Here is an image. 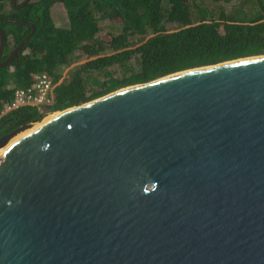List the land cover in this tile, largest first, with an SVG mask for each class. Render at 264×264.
Wrapping results in <instances>:
<instances>
[{"label":"water","instance_id":"water-1","mask_svg":"<svg viewBox=\"0 0 264 264\" xmlns=\"http://www.w3.org/2000/svg\"><path fill=\"white\" fill-rule=\"evenodd\" d=\"M22 22L3 61L0 27L1 65L36 31ZM0 264H264V53L118 88L11 142Z\"/></svg>","mask_w":264,"mask_h":264},{"label":"trees","instance_id":"trees-1","mask_svg":"<svg viewBox=\"0 0 264 264\" xmlns=\"http://www.w3.org/2000/svg\"><path fill=\"white\" fill-rule=\"evenodd\" d=\"M210 1L221 6L218 13L207 0H28L20 7L0 0V27L7 37L1 61L30 33L32 26L22 21L36 25L13 60L0 64V109L39 71L54 83L53 101L42 110L24 105L5 114L0 136L127 85L264 53V0H235L231 10L224 3L233 0ZM56 2L65 7L64 25L52 15ZM105 18L120 26L107 40L101 38Z\"/></svg>","mask_w":264,"mask_h":264},{"label":"built area","instance_id":"built-area-1","mask_svg":"<svg viewBox=\"0 0 264 264\" xmlns=\"http://www.w3.org/2000/svg\"><path fill=\"white\" fill-rule=\"evenodd\" d=\"M53 87V79L48 72H37L29 85L14 90L13 98L0 109V121L5 114L20 106L31 105L42 110L45 104L53 101Z\"/></svg>","mask_w":264,"mask_h":264},{"label":"rangeland","instance_id":"rangeland-1","mask_svg":"<svg viewBox=\"0 0 264 264\" xmlns=\"http://www.w3.org/2000/svg\"><path fill=\"white\" fill-rule=\"evenodd\" d=\"M237 1L233 0L232 2H226L224 3V7L226 10H231L233 7V4L236 3ZM207 6L210 8H214L217 13L220 10L221 6L218 3L212 2L210 0H207ZM248 6V5H247ZM52 15L55 18V21L59 24H66L67 23V14H66V10L65 7L62 5V3L60 2H56L52 8ZM102 30H101V38H103L104 40H107L109 33L110 32H118L120 30V26L119 24H117L116 22H113L111 19L109 18H105L102 19L100 21ZM175 23H170V27L175 26ZM69 68H67L64 72H68Z\"/></svg>","mask_w":264,"mask_h":264},{"label":"bare ground","instance_id":"bare-ground-1","mask_svg":"<svg viewBox=\"0 0 264 264\" xmlns=\"http://www.w3.org/2000/svg\"><path fill=\"white\" fill-rule=\"evenodd\" d=\"M59 113V111L56 112H51V113H46L43 117H41L40 119L36 120L35 122H33L31 125L29 126H24L20 129H18L17 131L13 132L5 141L2 145H0V154L5 150V148L14 140H16L17 138H19L21 135L25 134L26 132H29L39 126H41L42 124H44L45 122H47L48 120H50L52 117H54L55 115H57Z\"/></svg>","mask_w":264,"mask_h":264},{"label":"flooded vegetation","instance_id":"flooded-vegetation-1","mask_svg":"<svg viewBox=\"0 0 264 264\" xmlns=\"http://www.w3.org/2000/svg\"><path fill=\"white\" fill-rule=\"evenodd\" d=\"M16 1H18V0H16ZM18 3H20V2H18ZM22 3V2H21ZM15 5H19V4H15Z\"/></svg>","mask_w":264,"mask_h":264}]
</instances>
